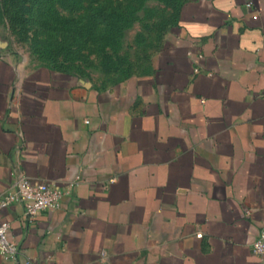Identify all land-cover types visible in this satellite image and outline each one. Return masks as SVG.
<instances>
[{"label": "crops", "instance_id": "0c3cea01", "mask_svg": "<svg viewBox=\"0 0 264 264\" xmlns=\"http://www.w3.org/2000/svg\"><path fill=\"white\" fill-rule=\"evenodd\" d=\"M19 167L57 208L0 212V264H258L264 0H185L146 72L108 86L24 65L0 37V193ZM264 264V261L263 263Z\"/></svg>", "mask_w": 264, "mask_h": 264}, {"label": "rangeland", "instance_id": "374dc122", "mask_svg": "<svg viewBox=\"0 0 264 264\" xmlns=\"http://www.w3.org/2000/svg\"><path fill=\"white\" fill-rule=\"evenodd\" d=\"M185 0H0V37L21 64L100 86L146 72Z\"/></svg>", "mask_w": 264, "mask_h": 264}, {"label": "built area", "instance_id": "2783aa9c", "mask_svg": "<svg viewBox=\"0 0 264 264\" xmlns=\"http://www.w3.org/2000/svg\"><path fill=\"white\" fill-rule=\"evenodd\" d=\"M12 173L14 179L11 188L0 193V212L14 203H22L28 219L34 218L43 209L59 207L63 196L70 193L74 184L79 180L77 177L73 183L60 187L52 181L35 182L17 166L13 167ZM9 226L8 221H0V249L5 257L17 259L20 246L9 237ZM252 250L259 257L258 264H262L264 261V225L252 243Z\"/></svg>", "mask_w": 264, "mask_h": 264}]
</instances>
